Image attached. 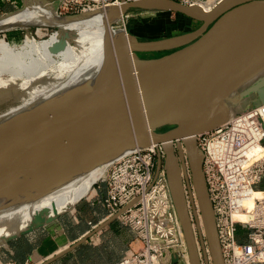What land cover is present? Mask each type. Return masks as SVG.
<instances>
[{
	"label": "water",
	"instance_id": "water-1",
	"mask_svg": "<svg viewBox=\"0 0 264 264\" xmlns=\"http://www.w3.org/2000/svg\"><path fill=\"white\" fill-rule=\"evenodd\" d=\"M132 9L176 12L202 24L193 31L154 40H138L129 34L130 48L121 35L115 54L111 52L112 42L108 39L100 76L88 92L64 99L2 128L0 168L31 153L41 159L25 179L9 188H0V200L62 183L122 145L163 144L167 152L165 170L170 193L184 231L189 263L202 264L196 244V224L206 264L205 242L212 264H224L202 169L203 153L198 149L196 136L227 120L226 100L233 93L234 102L257 94L259 102L255 105L264 103V74L259 76L264 71V0H223L209 14L199 6L175 0L124 1L120 6L109 8L111 23ZM160 52L167 53L139 56ZM109 105L117 110L102 128L51 143L63 131ZM170 125L171 128L157 133L159 128ZM174 141L184 144L186 149L193 187V193H189L191 209L182 178L183 171L189 180L187 168L184 165L181 171L177 166ZM198 213L203 219L205 241ZM108 222L102 223L99 229ZM43 225L37 224L20 235ZM93 233L95 231L86 234L43 264L74 250Z\"/></svg>",
	"mask_w": 264,
	"mask_h": 264
},
{
	"label": "built area",
	"instance_id": "built-area-1",
	"mask_svg": "<svg viewBox=\"0 0 264 264\" xmlns=\"http://www.w3.org/2000/svg\"><path fill=\"white\" fill-rule=\"evenodd\" d=\"M49 1L66 17L131 0ZM175 1L194 6L210 0ZM126 18L128 14L122 22ZM196 141L203 153L202 169L224 264H264V195L252 207L246 205L264 180V103L235 112L215 129L198 134ZM161 151L159 144L134 148L95 184L105 191L100 202L108 216H117L138 244L114 264H190L169 183L158 164ZM239 212H247L251 219H237Z\"/></svg>",
	"mask_w": 264,
	"mask_h": 264
},
{
	"label": "bare ground",
	"instance_id": "bare-ground-1",
	"mask_svg": "<svg viewBox=\"0 0 264 264\" xmlns=\"http://www.w3.org/2000/svg\"><path fill=\"white\" fill-rule=\"evenodd\" d=\"M123 2L115 5L120 6ZM217 5L210 0L194 6H199L203 12L209 14ZM109 8L62 17L58 14L55 3L50 4L46 0H23L21 8L0 16V30L39 26L38 31H40L42 29L40 26L50 25L58 28L44 39H37L32 32V34L28 32L24 47L19 50L0 43L2 53L0 70L7 68L10 74L8 78H3L0 73V88L15 83V86H20L24 92L36 90L42 92L38 99L26 101L23 106L12 109L6 114H0V130L15 120L44 110L64 99L88 92L100 76L107 53L108 39L112 42L113 54L117 50L116 42L121 35L125 37L130 48V33L124 27L113 25L122 22L123 16L117 18L115 23H111ZM67 74H69L67 79L45 89L44 85L51 80L52 75ZM263 74L264 71L259 76ZM234 95L235 93L226 100L228 118L235 113H232L234 110L231 108V99ZM115 110L117 109L113 105L107 106L93 117L63 131L53 138L51 143L70 140L102 128L115 116ZM155 145L157 144L153 143L150 146ZM137 147H139L137 144L122 145L62 183L0 200V242L18 236L37 224H48L59 215L71 212L82 199L94 192L95 184L105 178L114 162ZM181 151L183 152L182 147ZM34 154L14 159L1 167L0 188H9L25 179L27 173L32 171L41 159L39 155ZM258 193L262 195L259 196ZM263 195L261 190H254L246 205L252 207L255 199L263 198ZM235 217L242 221L251 219V215L247 212H239ZM198 224L201 233L204 234V223L200 213H198ZM194 227L196 228V225ZM196 244L199 249L197 240ZM208 252H210L209 247Z\"/></svg>",
	"mask_w": 264,
	"mask_h": 264
},
{
	"label": "crops",
	"instance_id": "crops-1",
	"mask_svg": "<svg viewBox=\"0 0 264 264\" xmlns=\"http://www.w3.org/2000/svg\"><path fill=\"white\" fill-rule=\"evenodd\" d=\"M16 4H20V0H0V16L12 12L18 7ZM12 33L16 35L18 32ZM232 101L233 98L231 108ZM258 102L257 94L240 99L234 102L235 112H242ZM258 190L264 191V180L258 185ZM104 192V189L95 187L94 194L82 199L73 211L59 215L33 232L0 243V264L10 261L14 264H43L51 256H55L92 231L95 233L74 250L47 264H114L131 254L132 250L138 247L135 235L117 216H108L100 202ZM107 220L109 222L99 229Z\"/></svg>",
	"mask_w": 264,
	"mask_h": 264
},
{
	"label": "rangeland",
	"instance_id": "rangeland-1",
	"mask_svg": "<svg viewBox=\"0 0 264 264\" xmlns=\"http://www.w3.org/2000/svg\"><path fill=\"white\" fill-rule=\"evenodd\" d=\"M46 1L50 4H54V2L52 1L49 0ZM16 5H18V7L14 8V10H17L23 6V0H20V4H16ZM127 14H128V18H126L124 22H119L113 25L124 27L127 30V32L132 34L138 40H154V39H161V38L175 36L182 33L193 31L199 28L202 24V22L193 20L185 15L176 12L130 10ZM50 26H40V28H42L40 31H38L39 26H33L28 29L18 27L13 29V31L10 30L2 31L0 32V43L1 42L5 43L9 45L11 48H14L16 50L22 49V47H24L26 35L28 32L30 33L32 32L37 39L48 38L52 32L58 30L56 26H52V27ZM12 32H18V33L16 35H13ZM163 53L164 52L152 53V54H140L139 56L155 57V56L163 55ZM1 56L2 53L0 52V57ZM0 73L3 78H8L10 76V74L7 71V68L0 70ZM68 76L69 74L63 76L52 75L51 80L45 83L44 85L45 89L60 83V81L67 79ZM22 89L23 88H21L20 86H15V83L14 84L11 83L8 86L5 85L3 88H0V114H6L8 113V111L12 109L23 106L26 103V101H30V102L34 101L42 95V92L38 90L32 92H24L22 91ZM234 104H235L234 101H232V110H234L232 113L236 111V107ZM171 127L172 126L170 125L159 128L157 130V133H161ZM192 221L193 223H195L194 217ZM196 231L197 229L195 228V235L198 241L201 261L202 264H206V260L204 259V250L202 248L201 240H199V233ZM203 238L205 241L204 234H203ZM2 242L4 241H1L0 243ZM207 246L208 245L206 243L205 252L207 255V262L208 264H212V260L210 258V252H208Z\"/></svg>",
	"mask_w": 264,
	"mask_h": 264
},
{
	"label": "flooded vegetation",
	"instance_id": "flooded-vegetation-1",
	"mask_svg": "<svg viewBox=\"0 0 264 264\" xmlns=\"http://www.w3.org/2000/svg\"><path fill=\"white\" fill-rule=\"evenodd\" d=\"M165 53H167V52H164L163 54H165ZM159 145L162 146V151L159 154L158 164L165 171V174L167 177V172L165 170V159L167 156V152H166L163 144H159ZM181 147L183 148V152L181 151ZM184 148H185L184 144L181 143V145H179L176 141L173 142V152H174L175 157H176L177 166L179 167V169L181 171H182L184 165L187 168V177L189 180L186 179L185 175L183 174V171H182V178H183V185H184V188H185V191L187 194V198H188L189 208L191 209V200L189 198V193H190V191H192V193H193V187H192V182H191L190 169H189V165H188L187 153H186V149H184ZM167 180H168V177H167ZM195 203H196V200H195Z\"/></svg>",
	"mask_w": 264,
	"mask_h": 264
},
{
	"label": "trees",
	"instance_id": "trees-1",
	"mask_svg": "<svg viewBox=\"0 0 264 264\" xmlns=\"http://www.w3.org/2000/svg\"><path fill=\"white\" fill-rule=\"evenodd\" d=\"M132 10H137V9H132Z\"/></svg>",
	"mask_w": 264,
	"mask_h": 264
}]
</instances>
